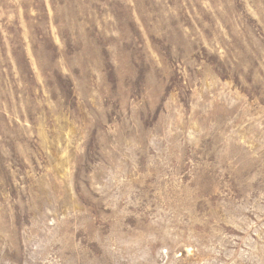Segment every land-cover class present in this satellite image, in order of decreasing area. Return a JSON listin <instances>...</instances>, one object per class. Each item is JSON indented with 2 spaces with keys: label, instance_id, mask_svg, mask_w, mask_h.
I'll return each instance as SVG.
<instances>
[{
  "label": "rangeland",
  "instance_id": "1",
  "mask_svg": "<svg viewBox=\"0 0 264 264\" xmlns=\"http://www.w3.org/2000/svg\"><path fill=\"white\" fill-rule=\"evenodd\" d=\"M0 264H264V0H0Z\"/></svg>",
  "mask_w": 264,
  "mask_h": 264
}]
</instances>
